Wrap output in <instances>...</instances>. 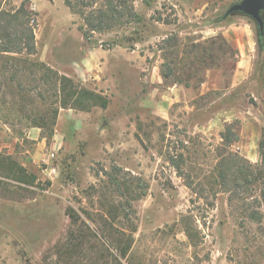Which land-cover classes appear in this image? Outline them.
<instances>
[{
	"label": "rangeland",
	"instance_id": "obj_1",
	"mask_svg": "<svg viewBox=\"0 0 264 264\" xmlns=\"http://www.w3.org/2000/svg\"><path fill=\"white\" fill-rule=\"evenodd\" d=\"M199 1L208 2L203 12L195 10L197 0H135L145 23L95 32L87 40L79 28L81 18L63 0H30L37 13V53L32 57L74 77L99 97L87 109L78 104L61 109L53 135L48 136L29 116L47 107L44 100L33 99L18 111L21 114L12 111L10 89H17V83L10 81L13 66L8 58H0V151L12 154L41 181H51L45 189L31 187L20 193L9 184V190L0 193V264H264V222L247 223L225 192L213 199L207 178L227 124L233 123L239 135L230 148L260 162L258 143L264 122L250 126L252 111L264 110L252 95L256 79L223 89L234 72L228 69L234 63L230 54L220 68L222 89L204 91L206 80L199 79L190 86L171 84L162 76L164 55L172 51L164 39L171 34L178 36L182 49L183 44L190 47L223 35L206 26H228L245 19L257 36L256 22L244 14L213 22L236 0ZM134 34L140 36L138 41H126ZM263 64L257 68L261 75ZM44 90L40 86L31 94ZM180 154L186 158L181 162L184 171L202 182L213 204L194 192L171 163L170 158ZM110 172L120 173L126 183H146L147 193L129 206L125 196L110 193ZM113 199L126 204L121 211L128 216L119 218V225L137 226L128 259L113 248L111 255L104 246L108 244L97 239L71 258L57 248L72 228L68 206L91 226H98ZM186 223L197 231L195 243L186 234Z\"/></svg>",
	"mask_w": 264,
	"mask_h": 264
},
{
	"label": "trees",
	"instance_id": "obj_2",
	"mask_svg": "<svg viewBox=\"0 0 264 264\" xmlns=\"http://www.w3.org/2000/svg\"><path fill=\"white\" fill-rule=\"evenodd\" d=\"M63 1L74 14L81 18L82 23L79 28L87 40L91 39L95 32H107L128 24L140 25L146 21V16L136 9L135 0ZM29 3L30 0H20V2L0 0V58H8L13 66L10 81L17 83L14 85L17 89L14 90L12 87L10 89L14 97L13 107H15H12V111L14 114L15 112L21 114L18 111L24 110L26 104L33 103L35 98H41L48 104L47 107L42 111L34 110L29 116L34 126L42 128L44 134L51 136L61 109H69L77 104L79 108L87 109L88 104L98 103L96 96L99 97V95L86 88L74 77L60 72L45 61L32 57L37 53L35 34L37 13ZM223 15L213 22L228 18H224ZM139 39L140 36L134 34L126 41L134 43ZM257 39L259 48L264 49V33L259 28ZM164 40L172 51L164 55L161 71L166 82L171 84L178 82L190 86L193 79H199V82L203 83L206 80L207 71L212 68L220 69L227 54H230L234 61L233 65L231 64L232 67L228 69L233 71L235 68L238 50L221 34L206 40V44L191 43L190 47L183 44L182 49L179 48L180 42L177 35L171 34ZM204 70L205 75L201 76V71ZM23 75L27 77L24 78ZM24 79L29 80L30 83L26 85L23 82ZM40 86H45V90L32 95L31 91L39 89ZM221 136L223 141L217 147V162L207 177L208 184L212 187L209 193L213 195V199L219 192L227 193L230 205L243 215L247 223L262 224L264 222V135L258 143L259 163H253L230 148L239 140L233 123L226 125ZM185 160L184 154L170 158L179 173L186 176L187 185L213 204L202 182L190 178L184 171L181 162ZM108 175L110 193L115 192L125 196L129 206L147 193L146 183L143 185L126 183L118 172H110ZM50 183L51 181H41L36 173L31 172L12 154L0 151V193L7 192L9 184L18 188L14 192H19V190L30 191L31 187L45 189ZM122 206L126 204L117 203L115 199L109 200L105 208L106 219L98 226H91L74 207L68 206L67 213L71 218L72 228L67 241L61 246L57 245V248H63L64 253L71 258L73 255L86 251L89 247L87 243L91 239H97L102 245L108 244L104 246L111 255L110 249L113 248L122 258L128 259L134 246L137 226L131 223L128 229L119 225L117 220L126 219L128 216L122 213ZM89 218L95 221V217L90 215ZM240 225L243 227L245 223L241 222ZM185 231L189 239L195 243L197 231L190 223H186Z\"/></svg>",
	"mask_w": 264,
	"mask_h": 264
},
{
	"label": "crops",
	"instance_id": "obj_3",
	"mask_svg": "<svg viewBox=\"0 0 264 264\" xmlns=\"http://www.w3.org/2000/svg\"><path fill=\"white\" fill-rule=\"evenodd\" d=\"M224 1L233 2L234 0ZM197 3L195 6V10L198 12H203L208 5V2L205 1L200 2L199 0H197ZM206 27L207 29H212L213 32L221 31V33L229 40V42L238 50V60L235 64L233 75L231 76L229 84L227 83L223 89H235L240 84L251 78L256 79V91H252V95L255 96V99L258 101L259 105L264 104V75H261L259 70L257 71L258 66L264 62V59H260L262 53L264 52V49L260 50L259 48L258 39L253 24L245 19H242L239 23H234L228 26ZM202 31L208 32L205 29ZM256 72L258 75H254V73ZM221 76L222 72H220V69H209L207 73V79L203 83V90L205 91L222 89ZM173 89L174 88H172V90ZM257 90L260 91V94L257 93ZM176 97L177 95L174 97V99ZM250 105L248 106L249 108H251ZM252 113H254V116L251 117V120H253V122L250 123V126H261V124L264 122V110L258 107V110L256 112L252 111ZM247 118L250 117H246L245 119ZM245 125H249L248 122L245 123ZM255 137L256 139H254V142L258 143L259 137Z\"/></svg>",
	"mask_w": 264,
	"mask_h": 264
},
{
	"label": "water",
	"instance_id": "obj_4",
	"mask_svg": "<svg viewBox=\"0 0 264 264\" xmlns=\"http://www.w3.org/2000/svg\"><path fill=\"white\" fill-rule=\"evenodd\" d=\"M264 0H239L233 3L224 13V18L234 13L244 14L251 17L258 28L264 33Z\"/></svg>",
	"mask_w": 264,
	"mask_h": 264
},
{
	"label": "built area",
	"instance_id": "obj_5",
	"mask_svg": "<svg viewBox=\"0 0 264 264\" xmlns=\"http://www.w3.org/2000/svg\"><path fill=\"white\" fill-rule=\"evenodd\" d=\"M51 171L55 172L56 171V167L51 168Z\"/></svg>",
	"mask_w": 264,
	"mask_h": 264
}]
</instances>
